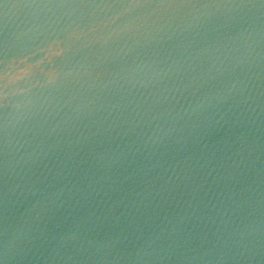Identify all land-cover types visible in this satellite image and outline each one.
Instances as JSON below:
<instances>
[{
  "label": "water",
  "instance_id": "obj_1",
  "mask_svg": "<svg viewBox=\"0 0 264 264\" xmlns=\"http://www.w3.org/2000/svg\"><path fill=\"white\" fill-rule=\"evenodd\" d=\"M0 264H264V0H0Z\"/></svg>",
  "mask_w": 264,
  "mask_h": 264
}]
</instances>
